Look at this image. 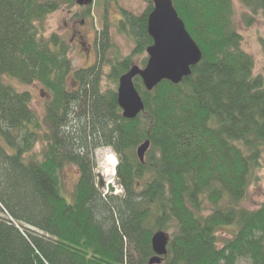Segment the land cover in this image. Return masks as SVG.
Wrapping results in <instances>:
<instances>
[{
  "label": "trees",
  "instance_id": "16d2710c",
  "mask_svg": "<svg viewBox=\"0 0 264 264\" xmlns=\"http://www.w3.org/2000/svg\"><path fill=\"white\" fill-rule=\"evenodd\" d=\"M147 1L139 16L121 12L118 31L135 49L112 65L117 87L133 56L153 44ZM172 1L203 58L179 84L164 80L149 91L135 77L145 110L126 119L118 88L102 92L100 65L73 69L66 41L43 33L47 16L76 0H0V264H149L157 232L170 237L161 264H264V203L241 205L264 152V72L242 49L233 0ZM239 1L248 24L264 18V0ZM98 42L105 54L108 25ZM14 82L49 91L47 130L31 92ZM102 146L118 157L122 194L99 186ZM67 164L79 169L72 203L60 190ZM228 226L234 233L220 244Z\"/></svg>",
  "mask_w": 264,
  "mask_h": 264
},
{
  "label": "rangeland",
  "instance_id": "374dc122",
  "mask_svg": "<svg viewBox=\"0 0 264 264\" xmlns=\"http://www.w3.org/2000/svg\"><path fill=\"white\" fill-rule=\"evenodd\" d=\"M233 1L235 11L233 20L237 31L243 37L242 49L255 60V73H263L264 18L257 16L251 24H248V18L245 16L246 9L239 0ZM91 4L90 8H88V4L80 5L77 1L76 4H61L58 10L47 16L43 33L46 36L57 33L66 41L68 56L72 62L73 69L88 68L96 64L100 65L99 68H101L103 77L102 92L105 93L109 89L118 88L109 76L112 65L118 59L122 60L131 56L135 49L133 39L129 35L118 31L117 25L121 19V12L126 10L139 16L147 10L149 3L147 0H94ZM105 25L109 26L111 46L105 54H102L98 36ZM145 58H148L147 52L144 55L136 54L133 56V62L135 65L144 68L143 62ZM68 84L72 89L79 86L73 81L72 77L69 78ZM14 85L20 90L31 92L32 107L43 125V130H47L46 117L48 101L50 100L49 91L40 83L25 85L14 82ZM76 112L75 117L81 113V109ZM1 139L4 143L3 138ZM7 148L9 149V147ZM43 149L44 143L39 142L35 145L34 152L40 154ZM109 155L115 156L118 165V157L112 148L102 146L95 151L97 180L105 194L109 192V185L115 186V194H122L123 189L118 185L117 179L114 183L109 184L103 175ZM78 177L79 169L74 164L65 165L60 172L61 194L69 203L73 202V192ZM262 203H264V152L260 159V166L250 178L247 195L241 205L248 209H255ZM233 229L234 226H228L220 230L218 235L220 244L227 238L232 237ZM241 264L247 263L242 262Z\"/></svg>",
  "mask_w": 264,
  "mask_h": 264
},
{
  "label": "water",
  "instance_id": "95a60500",
  "mask_svg": "<svg viewBox=\"0 0 264 264\" xmlns=\"http://www.w3.org/2000/svg\"><path fill=\"white\" fill-rule=\"evenodd\" d=\"M80 5L94 0H76ZM148 32L153 44L148 47V61L144 68L138 65L121 76L117 89L118 103L126 119H135L145 110V102L136 88L134 79L140 76L147 90H153L164 80L179 84L192 73V68L203 58L201 47L188 31L172 0H154V8L148 16ZM150 141L137 149L141 162L145 161ZM170 237L157 232L151 239L154 256L149 264H161L168 254Z\"/></svg>",
  "mask_w": 264,
  "mask_h": 264
},
{
  "label": "bare ground",
  "instance_id": "6f19581e",
  "mask_svg": "<svg viewBox=\"0 0 264 264\" xmlns=\"http://www.w3.org/2000/svg\"><path fill=\"white\" fill-rule=\"evenodd\" d=\"M117 160L114 155H109L107 157L105 170L103 172V175L105 176V180L107 183L112 184L115 182L117 178Z\"/></svg>",
  "mask_w": 264,
  "mask_h": 264
}]
</instances>
